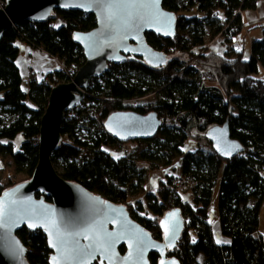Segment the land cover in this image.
Returning a JSON list of instances; mask_svg holds the SVG:
<instances>
[{"label":"trees","instance_id":"obj_1","mask_svg":"<svg viewBox=\"0 0 264 264\" xmlns=\"http://www.w3.org/2000/svg\"><path fill=\"white\" fill-rule=\"evenodd\" d=\"M257 1L163 0L162 6L175 13V35L162 38L147 32L145 38L150 46L167 54L166 64L151 68L133 56L120 64L108 63L103 75L91 79L83 107L65 111L61 140L51 157L52 164L55 160L61 162L62 171L58 173L66 181L108 200L125 202L129 172H143L136 165L137 159L149 161L156 153L167 164L181 156L179 177L195 181L186 191L191 193V202L183 200L181 192L173 188L174 180H168L161 182L159 201L150 206L152 217L132 214L156 240H161L159 218L172 207L181 209L185 228L178 245L169 253L180 264H264V243L261 235H256L264 200V22L256 26L262 37L251 42L247 59L242 50L230 49L242 30L241 13L255 9ZM192 9L195 12L190 13ZM94 26L91 13L55 9L43 22H15L3 33L0 155L10 156L24 169L23 181L31 177L37 164L39 121L50 89L66 78L56 69L44 76L45 83L31 78L25 90L24 78L15 63L19 45L24 42L44 50L76 72L84 57L72 34ZM217 37L226 46L222 52L207 46ZM150 91H161L164 99L135 106L125 101L141 100ZM124 110L140 114L154 111L162 124L154 136L128 141L135 143L131 154L113 157L108 151H118L125 142L118 141L104 121L111 113ZM225 122L230 137L243 147L242 152L227 159L213 150L205 136L209 128ZM81 129L88 133L86 140L79 136ZM19 134L23 141L14 149L12 140ZM187 140L197 146L184 152L181 147ZM216 183L217 213L221 233L230 240L227 245L215 242L209 222L208 207ZM13 184H0V194ZM135 184L131 181L132 186ZM16 234L26 246L29 264H48L51 250L41 231L23 227ZM157 258L154 252L149 254L151 264H156Z\"/></svg>","mask_w":264,"mask_h":264},{"label":"water","instance_id":"obj_2","mask_svg":"<svg viewBox=\"0 0 264 264\" xmlns=\"http://www.w3.org/2000/svg\"><path fill=\"white\" fill-rule=\"evenodd\" d=\"M162 1L153 4V0H140L144 6L136 8L114 4L110 12L115 17L111 20L107 18L109 12L95 0H6L5 6L0 8V40L15 22H43L55 9L91 13L95 19L92 29L72 34L74 43L81 48L84 62L71 81L57 83L50 89L39 121L38 159L31 177L7 187L0 194L7 224V227H0V264H29L26 246L16 234L23 227L42 232L51 250L48 264H53L54 257L59 264H78L77 261H65L59 245L50 246V238L55 242L58 231L83 233L70 237L68 248L72 247V240H79L81 245L92 244L95 248L97 232L120 237L110 248L96 251L82 264H91L95 259L99 264H151V252L158 256L156 264L162 261L163 264H180L175 256L169 255L178 245L185 228V218L179 207H172L159 218L162 239L156 240L131 218L126 205L114 203L78 183L66 181L51 161L61 140L65 111L84 100L91 79L103 75L108 63L120 64L133 56L151 68L166 64L167 54L150 46L145 38L147 32L162 38L175 35V13L165 9ZM129 12L133 17L130 21ZM161 124L162 120L154 111L147 114L134 110L116 111L104 121L105 128L121 142L150 138ZM205 136L213 150L224 159L243 150L242 145L230 137L228 122L209 128ZM37 193L42 196L38 197ZM30 224L33 227H29ZM120 246L124 247L123 253L119 251Z\"/></svg>","mask_w":264,"mask_h":264},{"label":"rangeland","instance_id":"obj_3","mask_svg":"<svg viewBox=\"0 0 264 264\" xmlns=\"http://www.w3.org/2000/svg\"><path fill=\"white\" fill-rule=\"evenodd\" d=\"M195 12L193 9L190 11V13ZM261 37V36H260ZM243 38L245 39V43L243 45ZM233 40L230 49L235 51L232 46L237 41L241 46H244L242 52V56L244 59H247L250 55V47L247 45V41L249 40L248 36L244 34L243 32H240ZM249 44V43H248ZM238 45V44H237ZM207 46L212 48L213 50H217L218 52H222L226 49L225 44L221 40L220 37L215 38L214 40L207 43ZM239 46V45H238ZM240 48V46H239ZM241 50V48H240ZM239 52V51H235ZM260 76H262V73H259ZM121 77V76H120ZM101 83V79L97 80ZM24 88L26 87L25 84L23 85ZM86 93V91H85ZM151 99H157L162 100L164 99V95L161 91H150L146 94V97H144L141 100H137L134 102H129L130 105L135 106L140 103H143L145 101L151 100ZM86 106L91 107L90 102H86ZM95 110L93 108L92 112ZM4 117H7L5 115ZM84 123H88V119H85ZM87 131L85 129H81L79 132V136L82 139H87ZM196 143L192 140H187L182 145L181 149L185 151L194 150L196 148ZM135 148L134 142H125L124 144H121L118 148V151L109 150L108 152L113 156H121L126 154H131ZM139 157V155L136 157V159ZM166 159L158 157V155L155 153L152 155L149 161L145 160H136V165L138 168L142 169L143 172H129V179L126 183V188L128 189V197L127 201L132 205L134 209H136L141 215L146 217H152L150 206L154 205L156 201H159V194L158 190L161 188V182L168 181V180H174L175 178H178L180 175V164H181V156L174 157L170 162H167V164H163L161 161ZM151 162H153L155 165H158L157 167H153ZM53 166L57 172H61V162L59 160H55L53 162ZM26 178V174L24 172V169L15 163V161L8 155H0V184H7V183H18L23 181ZM136 182L135 186L131 185V181ZM180 194H183V197L186 200H190L191 193L182 191ZM217 196H218V184L216 183L211 196L210 201V207L209 212L211 216H214L217 214ZM259 230L263 237V243H264V200L260 208L259 213Z\"/></svg>","mask_w":264,"mask_h":264},{"label":"crops","instance_id":"obj_4","mask_svg":"<svg viewBox=\"0 0 264 264\" xmlns=\"http://www.w3.org/2000/svg\"><path fill=\"white\" fill-rule=\"evenodd\" d=\"M241 17H242L241 32H243L248 36L249 40L247 41V45L248 47H250V44L253 40L260 39L262 37L261 29L256 26L264 22V0H258L255 9H247L243 11L241 13ZM235 43H237L240 46L241 50L244 49L243 48L244 46H241L242 44L240 45L237 41H235ZM244 43H245V39L243 38V45ZM15 63L19 69L20 74L24 78V84L26 86L25 90H27L28 88L27 84L31 78L38 79L42 76H45L48 72L59 69L60 59L48 54L44 50L34 48L27 43L21 42L19 45V54L16 58ZM30 65L32 66V72L30 71ZM22 141H23V136L21 134L17 135V137L14 140H12L14 149H18ZM181 197L183 200L191 202V199L186 200L183 197V194H181ZM209 207H208L209 222L211 224L212 235L215 242L221 245L229 244L230 242L229 238L222 235L221 233L218 213L214 216H211L209 212ZM190 234L191 237L194 238L193 233ZM256 235H261L259 230V225Z\"/></svg>","mask_w":264,"mask_h":264},{"label":"snow or ice","instance_id":"obj_5","mask_svg":"<svg viewBox=\"0 0 264 264\" xmlns=\"http://www.w3.org/2000/svg\"><path fill=\"white\" fill-rule=\"evenodd\" d=\"M97 4H101L104 11L109 12L108 19L111 20L115 17L114 13L110 12V9L114 4L117 6H122L125 8H136V7H143L144 5L140 2V0H95ZM159 0H153V4H158ZM129 21L133 18L132 13L129 12ZM170 215H175V213H171ZM5 219V207L3 202H0V227H7V224L4 222ZM42 226V225H41ZM163 226V223H162ZM29 227H33V225H29ZM48 231V229H45ZM83 234L81 231H69L60 233L57 232V238L54 242L51 238L49 240V244L52 247H59L61 248V256L64 258L65 261H77L78 264H82L83 260L91 258L96 251H99L100 249L107 250L112 245H114L115 242L120 238L116 234L113 233H101L97 232L95 241H96V247L93 248L92 244L89 245H81L79 240H72L71 244L72 247L68 248L66 247L69 244V238L74 236H79ZM49 235L51 237V232H49ZM122 235V233L120 234ZM85 238H88L87 236ZM219 243V241H218ZM53 264H59V261L54 257L53 258ZM163 264V261L161 262Z\"/></svg>","mask_w":264,"mask_h":264},{"label":"built area","instance_id":"obj_6","mask_svg":"<svg viewBox=\"0 0 264 264\" xmlns=\"http://www.w3.org/2000/svg\"><path fill=\"white\" fill-rule=\"evenodd\" d=\"M5 4H6V0H0V8H3L5 6ZM232 48L235 51H240V48L237 44H234L232 46ZM59 70L62 71V73L64 74V76L66 78V81H64V82H69L73 79V76L75 74L73 68L66 67L64 65L63 61H61V60H60ZM30 71L32 72V66L31 65H30ZM36 80L38 82L45 83L46 78L44 76H42ZM137 100H139V99H131V100H125V101L126 102H134ZM78 106L83 107V101ZM66 140L69 141V139H66ZM194 185H195V181L191 177H184V178L179 177L177 179H174V181L172 182L173 188L179 192L190 191Z\"/></svg>","mask_w":264,"mask_h":264},{"label":"flooded vegetation","instance_id":"obj_7","mask_svg":"<svg viewBox=\"0 0 264 264\" xmlns=\"http://www.w3.org/2000/svg\"><path fill=\"white\" fill-rule=\"evenodd\" d=\"M144 139H147V138H144ZM40 194V196H42V194L41 193H39ZM45 198H48V197H45ZM47 201H50V199L49 200H47ZM111 201V200H110ZM112 202H114V201H112ZM114 203H121V204H124V205H126V208H127V210H128V212H129V214H130V216H131V218L133 219V220H135L133 217H132V214L133 213H137L138 215H140L141 217H144L143 215H141L137 210H136V212H134V208H131L130 207V203L128 202V201H125V202H114ZM136 221V220H135ZM137 222V221H136ZM140 224V223H139ZM141 225V224H140ZM144 227V226H143ZM122 248V249H121ZM119 251H120V253H123L124 252V247L123 246H120L119 247ZM51 253V252H50ZM91 264H99V262H98V259H95Z\"/></svg>","mask_w":264,"mask_h":264}]
</instances>
